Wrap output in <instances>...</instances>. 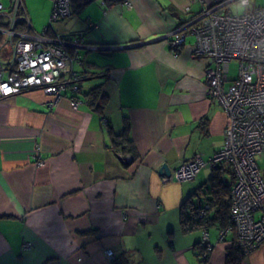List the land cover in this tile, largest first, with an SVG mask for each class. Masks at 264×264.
Wrapping results in <instances>:
<instances>
[{"label": "crops", "instance_id": "0c3cea01", "mask_svg": "<svg viewBox=\"0 0 264 264\" xmlns=\"http://www.w3.org/2000/svg\"><path fill=\"white\" fill-rule=\"evenodd\" d=\"M123 1L53 26L80 36L67 73L84 74L80 93L67 87L55 101L40 90L0 98V264L226 263L234 231L179 228L183 205L206 190L213 166L183 182L159 173L196 156L207 163L222 147L227 119L207 95V60L194 56L192 35L178 49L168 44L181 23L198 24L195 2L217 0ZM94 86L108 98L102 115L81 94ZM124 120L137 155L126 167L131 156L110 133L121 135ZM204 233L211 251L200 263ZM244 253L242 264H264V244Z\"/></svg>", "mask_w": 264, "mask_h": 264}, {"label": "built area", "instance_id": "2783aa9c", "mask_svg": "<svg viewBox=\"0 0 264 264\" xmlns=\"http://www.w3.org/2000/svg\"><path fill=\"white\" fill-rule=\"evenodd\" d=\"M52 1L50 27L72 11V0ZM239 1L244 6L250 4V0ZM123 2L130 6L128 0ZM224 6L203 4L198 24L183 22L168 39L169 46L178 49L188 35L194 36V56L208 62L204 67L207 95L217 101L228 120L222 147L210 161L205 163L196 156L180 163L170 178L190 181L205 165H229L234 181L230 184L231 225L226 230L234 231L235 244L248 252L264 244V180L257 163L258 158H264V7L233 15L223 11ZM47 27L41 34L35 33L22 0H8L7 5L0 0V42L10 49L4 59L0 48V98L40 90L55 101L67 87L76 91L77 86L71 84L76 77L67 76L73 56L66 46L78 47L80 36L48 37ZM75 56L77 59V52ZM232 61L237 63V72L229 78ZM70 102L77 108L78 99L72 97ZM207 239L204 233L201 261L211 251ZM106 255L112 259L110 250Z\"/></svg>", "mask_w": 264, "mask_h": 264}, {"label": "trees", "instance_id": "16d2710c", "mask_svg": "<svg viewBox=\"0 0 264 264\" xmlns=\"http://www.w3.org/2000/svg\"><path fill=\"white\" fill-rule=\"evenodd\" d=\"M91 0H72V11L78 12L79 9L82 7V5H85L89 3ZM107 0H104L103 6H106ZM76 3V4H73ZM201 12V11H200ZM200 14V13H199ZM55 29V28H54ZM53 27H48L45 30V33L48 37H54L58 32L56 33ZM76 36L77 34H73ZM71 35V36H73ZM62 39H69L68 35H62ZM71 50L74 52L75 49H69L68 51L71 52ZM82 75H84L82 73ZM82 75L76 74V81L74 85L77 86L76 91H73L74 93H80V79L82 78ZM93 75V78H95V75ZM85 99L89 102L90 106H93L99 110L96 112L103 114L102 110L104 109V106L108 102L107 95L104 94L99 86H94L90 88L88 91H85L84 93H81ZM78 99V98H77ZM105 123H107L104 120ZM125 124V131L121 133V135H116L114 132L110 131L112 137V142L114 144V147H117V150H119L121 153L124 151V153H129L131 158L127 161H122L124 163V166L126 167L127 164H130L132 161H135L137 158L134 146L132 144V141L130 140L128 136V124L127 121L124 120ZM131 161V162H129ZM261 172L262 178L264 180V168ZM228 175L229 182H225L224 176ZM234 181L233 171L229 165H227L224 162L218 163L216 165H213L211 176L205 184L206 190L202 191V189L199 192V198L196 202L192 200H188L180 212V231L182 233H188L194 230H204L209 229V227L215 225L220 228V230L226 229L231 225V217H230V207H231V194H230V184ZM201 196V198H200ZM203 196V197H202ZM206 232V231H204ZM201 242L199 246V253L203 251ZM244 251L233 243L232 247L227 249L226 251V263L225 264H242V260L244 257ZM114 264H123L126 263L125 259H115L113 260ZM201 263V260H200Z\"/></svg>", "mask_w": 264, "mask_h": 264}, {"label": "rangeland", "instance_id": "374dc122", "mask_svg": "<svg viewBox=\"0 0 264 264\" xmlns=\"http://www.w3.org/2000/svg\"><path fill=\"white\" fill-rule=\"evenodd\" d=\"M23 5L25 7L27 16L30 20V23L32 25L33 31L35 33L41 34L44 27L47 26L50 20L51 11L53 9V1L52 0H22ZM102 0H91L89 3L82 5L81 7V13L78 11L77 15L84 20L86 17L90 16H97L102 13ZM221 0L212 1L211 3H205L206 6H209L210 4H213L215 2H219ZM5 4H8V0H4ZM76 4V3H73ZM225 6L223 8V11L229 12L233 15H240L243 14L248 10V8H254V7H264V0H250V4L248 6H244L240 3L239 0L231 1L230 3L226 2L224 3ZM202 9L201 4L199 2H195L193 5L194 11H200ZM62 20V19H61ZM58 22V21H57ZM181 25V24H180ZM179 25V26H180ZM53 26H55V22L53 23ZM178 26V27H179ZM177 29V28H176ZM173 33V32H172ZM169 36L168 38H170ZM191 42L193 41V37L190 39ZM195 42V40H194ZM0 48H1V56L2 58L6 59L8 57L7 52H9V47L6 45H3V42H0ZM229 78H233L236 75L237 72V63L236 61H232L229 65ZM229 82L225 83V86H228ZM69 104L71 108L76 109V107L72 106L70 99ZM258 166L260 169L263 168V160H257ZM228 175H225V181L228 182ZM108 251V250H107ZM112 252V251H111ZM106 255V252H105ZM107 257V255H106ZM114 257V254L112 252V259Z\"/></svg>", "mask_w": 264, "mask_h": 264}, {"label": "bare ground", "instance_id": "6f19581e", "mask_svg": "<svg viewBox=\"0 0 264 264\" xmlns=\"http://www.w3.org/2000/svg\"><path fill=\"white\" fill-rule=\"evenodd\" d=\"M80 1H85V0H80ZM217 3L215 2V3H213V4H210V5H213V6H215ZM45 35H46V33H45ZM78 35V34H77ZM47 36V35H46ZM69 36V39L70 38H72V37H74V35L73 36H71V35H68ZM80 44H81V42H80ZM71 47H73V46H70V45H68V46H66V49H67V51H68V48H71ZM76 48H78V47H74V49H76ZM69 52V51H68ZM69 54L71 55V56H74V54H71L70 52H69ZM74 77H76V75H71V76H68V78L70 79H74ZM75 81H76V78L73 80V81H71V84H74L75 83ZM226 119H227V117H226ZM227 124H228V120L226 121V125H225V129H226V126H227Z\"/></svg>", "mask_w": 264, "mask_h": 264}, {"label": "water", "instance_id": "95a60500", "mask_svg": "<svg viewBox=\"0 0 264 264\" xmlns=\"http://www.w3.org/2000/svg\"><path fill=\"white\" fill-rule=\"evenodd\" d=\"M47 26H48V24H47ZM166 38H167V36L164 37V39H166ZM161 39H162V38H161ZM130 46H132V45H125V46H123V47H121V48H128V47H130ZM79 47H80V46H79ZM163 170H164L165 174H168V176L170 177L171 173H170V171H169L167 165L164 164V165L161 167V169L159 170V173L161 174V173L163 172Z\"/></svg>", "mask_w": 264, "mask_h": 264}, {"label": "clouds", "instance_id": "9594fccd", "mask_svg": "<svg viewBox=\"0 0 264 264\" xmlns=\"http://www.w3.org/2000/svg\"><path fill=\"white\" fill-rule=\"evenodd\" d=\"M199 256V259H200V255H198ZM201 260V259H200ZM205 261V260H204ZM202 262V261H201Z\"/></svg>", "mask_w": 264, "mask_h": 264}]
</instances>
